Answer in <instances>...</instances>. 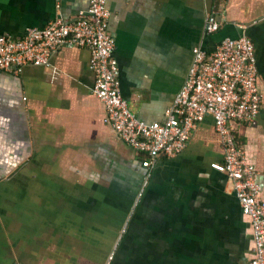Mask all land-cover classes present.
Masks as SVG:
<instances>
[{
    "label": "crops",
    "instance_id": "1",
    "mask_svg": "<svg viewBox=\"0 0 264 264\" xmlns=\"http://www.w3.org/2000/svg\"><path fill=\"white\" fill-rule=\"evenodd\" d=\"M87 0H0V35L22 37ZM119 90L147 122L184 83L195 46L210 51L237 27L254 45L262 100L249 123L232 122L245 161L264 166V0H105ZM218 29L207 32L209 15ZM89 54L61 45L49 66L0 70V264H244L249 220L226 176L206 115L186 146L160 156L136 210L143 154L120 141L92 95ZM264 199V180H259ZM128 218V219H127ZM110 257V259H109Z\"/></svg>",
    "mask_w": 264,
    "mask_h": 264
},
{
    "label": "built area",
    "instance_id": "2",
    "mask_svg": "<svg viewBox=\"0 0 264 264\" xmlns=\"http://www.w3.org/2000/svg\"><path fill=\"white\" fill-rule=\"evenodd\" d=\"M108 16L105 0H87L73 19L58 16L44 27L29 28L19 38L0 35V70L20 73L27 65L49 66L50 55L61 45L85 48L94 78L91 93L104 109L105 122L120 141L143 154L145 173L136 205L157 159L179 153L196 125L210 115L222 150V160L210 167L229 180L241 213L250 222L253 256L244 264H264V199L259 182L264 180V166L259 171L245 161L231 125L251 122L260 110L263 94L253 42L243 35L224 37L210 51L195 46L186 79L165 109L164 120L147 122L128 109L120 94ZM218 26L209 15L206 31L214 32Z\"/></svg>",
    "mask_w": 264,
    "mask_h": 264
},
{
    "label": "rangeland",
    "instance_id": "3",
    "mask_svg": "<svg viewBox=\"0 0 264 264\" xmlns=\"http://www.w3.org/2000/svg\"><path fill=\"white\" fill-rule=\"evenodd\" d=\"M143 196V195H142ZM141 199V198H140ZM139 199V200H140ZM135 201H136V196H135V198L133 199V201H132V204L130 205V211H131V213L129 214V218H131L133 215L132 214H134V211L136 210V207H137V205H138V203H137V205H136V203H135ZM139 202V201H138ZM136 205V206H135ZM131 216V217H130ZM128 219V218H127Z\"/></svg>",
    "mask_w": 264,
    "mask_h": 264
},
{
    "label": "water",
    "instance_id": "4",
    "mask_svg": "<svg viewBox=\"0 0 264 264\" xmlns=\"http://www.w3.org/2000/svg\"><path fill=\"white\" fill-rule=\"evenodd\" d=\"M236 29H237L238 35L239 36H243V30H242V28L237 27Z\"/></svg>",
    "mask_w": 264,
    "mask_h": 264
}]
</instances>
